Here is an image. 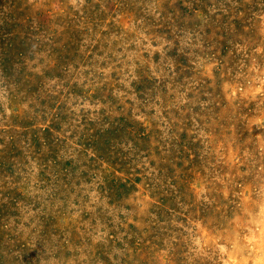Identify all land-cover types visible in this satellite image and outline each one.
Instances as JSON below:
<instances>
[{
    "label": "rangeland",
    "instance_id": "1",
    "mask_svg": "<svg viewBox=\"0 0 264 264\" xmlns=\"http://www.w3.org/2000/svg\"><path fill=\"white\" fill-rule=\"evenodd\" d=\"M0 264H264V0H0Z\"/></svg>",
    "mask_w": 264,
    "mask_h": 264
}]
</instances>
